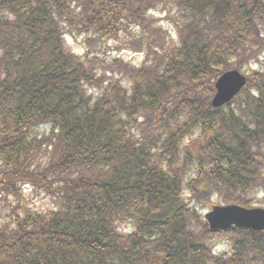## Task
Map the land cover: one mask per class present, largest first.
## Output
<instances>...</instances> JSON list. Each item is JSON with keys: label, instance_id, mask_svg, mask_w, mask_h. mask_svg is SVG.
I'll return each mask as SVG.
<instances>
[{"label": "trees", "instance_id": "16d2710c", "mask_svg": "<svg viewBox=\"0 0 264 264\" xmlns=\"http://www.w3.org/2000/svg\"><path fill=\"white\" fill-rule=\"evenodd\" d=\"M169 8L175 46L154 19ZM132 30L136 66L64 45ZM263 57L264 0H0V200L52 206L11 205L0 264H264V232H211L190 206L264 209Z\"/></svg>", "mask_w": 264, "mask_h": 264}, {"label": "rangeland", "instance_id": "374dc122", "mask_svg": "<svg viewBox=\"0 0 264 264\" xmlns=\"http://www.w3.org/2000/svg\"><path fill=\"white\" fill-rule=\"evenodd\" d=\"M170 14H172L170 8L166 10H158L154 15V19L157 20V26H159L167 35L165 37L166 44L168 46H175L176 36L173 31V24L169 19ZM134 33H137L138 35L141 34L138 30H132L131 35H124L121 36L117 41L108 42L87 36L72 37L66 34L64 36V45L70 52L78 55L81 58H84L86 54L97 56L106 62L121 58L125 62H131L130 64L132 66H136L140 64L142 58L136 52H134V50L130 49L129 40L133 39L130 37H135ZM262 59L260 65L264 70V57ZM257 67L258 65H255L252 68ZM239 71L241 74H250L251 67L241 68ZM22 197L23 198L19 202L11 200L5 203L0 200V227L9 221L10 215L12 214L11 205L17 207L18 209L28 208L36 212H46L52 207L49 200L44 198L39 191L23 189ZM260 199L261 197L259 195L254 199V202H258ZM215 205H218V202L215 198H213L210 203L198 204L194 203L193 200H191L190 203V206L197 210L201 217H203V215L210 211L212 206ZM227 248V244L222 238H215L211 242V249L214 253H224Z\"/></svg>", "mask_w": 264, "mask_h": 264}, {"label": "water", "instance_id": "95a60500", "mask_svg": "<svg viewBox=\"0 0 264 264\" xmlns=\"http://www.w3.org/2000/svg\"><path fill=\"white\" fill-rule=\"evenodd\" d=\"M245 78L237 71L225 72L215 83V96L211 105L215 108L228 103L244 86ZM211 231L227 230L231 226L236 228L264 230V210L244 209L238 206L213 207L205 215Z\"/></svg>", "mask_w": 264, "mask_h": 264}]
</instances>
